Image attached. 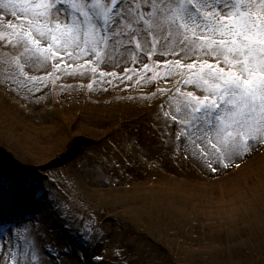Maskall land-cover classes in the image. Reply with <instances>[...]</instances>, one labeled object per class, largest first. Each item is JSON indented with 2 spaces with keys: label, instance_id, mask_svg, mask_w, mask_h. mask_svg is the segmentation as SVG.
<instances>
[{
  "label": "rangeland",
  "instance_id": "rangeland-1",
  "mask_svg": "<svg viewBox=\"0 0 264 264\" xmlns=\"http://www.w3.org/2000/svg\"><path fill=\"white\" fill-rule=\"evenodd\" d=\"M4 2L0 0V22L7 21L14 31L22 33H26L28 29L35 30L31 26L37 27L39 22L34 13L19 7L9 8ZM13 13L16 15L13 16ZM163 18L164 16H161L157 19L159 23ZM49 20H40L41 31ZM29 21H32L30 26ZM163 32L164 28L159 27L154 33L160 38L158 44L152 45L144 40L145 46H142L146 52L149 51L148 56L139 55L135 49L125 52L124 57L115 63L113 55L104 53L99 56V60L93 57L95 64L84 70L85 72H76L73 69L74 63L84 58L82 55L70 53L71 49L76 50L74 46L67 45L57 49V80L64 81L78 76L91 77L94 87L87 93L58 86L57 94L51 98L47 89L38 92L31 87H23L5 72L3 65H0V88L11 90L17 98L33 106L29 109L16 108L15 100L11 101L8 97L5 102L10 101L11 106L6 107L0 101V147L10 153L15 163L20 166H37L41 161L58 159L61 164L71 165L80 171L83 169L82 173L74 172L80 187L74 192L79 198L67 194L63 202H55L50 195V200L46 203L48 207H39L34 214L35 218L42 217L41 213L49 207L58 206L65 212L75 213L74 219L84 233L91 229L102 232L109 230V224L103 221L106 213L124 204L131 207L142 205L144 209L138 213V217L128 221L126 238L122 241V248L125 250L119 259L121 264H175L179 261L187 264H264L262 145L251 150L253 155L245 164H242L244 153L232 157L230 162L200 156L196 159L191 156L177 159L181 151L179 148L171 156H157L151 168H147L139 158L138 160L132 157L133 166L128 168V172L118 160L111 164L113 168L109 166L107 169L105 166H108V163L102 162V169V165L97 163L98 159L86 168L82 167V164L87 156L81 155L80 159H77L79 148L100 139L109 126L122 120V116H129V113L136 112V109L141 110L140 103L143 100L129 98V93L139 88H148L153 83L168 85L189 75L185 70L172 69L171 63L162 67L154 62L155 57L170 59L172 62L180 60L182 64L197 58L193 56L190 59H182L168 55L172 49L178 50V42L182 36L177 35L173 44H166ZM3 36L11 39V35L0 31V37ZM189 36L191 37V33ZM15 47L17 51L25 49L23 46ZM156 53L159 55L156 56ZM123 65H132L133 68L128 76H116L113 80H109L102 70L103 67L121 69ZM170 70L172 74L166 75ZM188 88L203 94L192 85ZM92 93L114 96L107 103L101 98L100 102L85 101L87 94ZM42 95L48 103L54 104L51 109L44 107V103L36 105L37 101L44 100ZM28 97H33L36 102L30 101ZM116 106L128 112H115L117 115L107 116L104 109ZM79 137L83 140L80 145L75 146ZM188 145L190 147L191 143ZM87 151L92 153L90 148ZM234 165H241L236 172L231 169ZM3 168L9 173L15 172L13 168L0 162V170ZM213 168L216 170L213 171ZM201 171L203 173H200ZM79 180H85V183ZM173 181L180 183L177 189H172ZM115 183L121 187L131 184L135 188L128 192L118 189L119 192L114 195V203L112 201L103 205L100 203L101 199L95 200L96 186L106 189ZM153 183L168 189L159 187L148 191L147 185L153 186ZM181 189H186L187 193L183 194ZM122 200L127 203H119ZM25 228L30 226L26 225ZM18 235L15 233L14 237ZM107 238L108 234L103 236V239L99 236L95 238L99 248L105 246Z\"/></svg>",
  "mask_w": 264,
  "mask_h": 264
},
{
  "label": "snow or ice",
  "instance_id": "snow-or-ice-1",
  "mask_svg": "<svg viewBox=\"0 0 264 264\" xmlns=\"http://www.w3.org/2000/svg\"><path fill=\"white\" fill-rule=\"evenodd\" d=\"M124 2L125 0H111V13H116L117 5ZM20 7L24 9L27 6L22 4ZM38 7L45 11L55 9V5L50 4H41ZM146 11L148 15L141 14L142 19L138 25L142 33H133V38H139L143 34L150 44L155 45L160 43V38L154 35V29L143 28L153 20L152 8L149 7ZM109 14L104 5L95 3L90 11L83 13V17L86 22H90L92 15ZM168 14H171L169 30L164 43L171 41L172 26L182 36L178 42V50L172 49L168 55L182 59L197 57L188 64H181L180 60L170 62L171 68L184 69L189 73L184 83L200 89L203 93L202 96L191 91L180 93L184 109L194 117L192 123L202 120L203 124H195L191 131L182 132L177 137L176 147L181 150L177 159L186 156L196 159L200 156L230 162L233 156L254 150L264 142V0H182L175 7L165 0L159 15ZM12 15L15 16L16 13ZM125 18V14L120 12L115 21L116 25H120ZM28 23L30 26L32 21ZM155 23L158 25L159 21L156 20ZM55 30L54 34L50 28L48 33L53 43L61 40L65 44L75 42L71 31L61 29L60 24L55 25ZM44 35L45 32L40 31V36ZM0 41L13 47L16 44L27 46L39 43L31 32L25 34L23 39L18 35L17 40L12 41L10 37L3 36ZM91 43L95 46L97 41L92 40ZM136 47L139 48V44ZM171 74L170 70L166 75ZM171 120L177 127L181 126L182 122L176 115ZM188 127L184 125V128ZM153 131L162 140L167 135L155 128ZM188 137H194L190 147ZM173 153L175 154V148ZM20 183L24 185L28 181L23 179ZM37 230L34 225L25 229V232L33 235ZM97 236L103 239L102 232L91 229L86 230L82 238L86 244L91 245ZM3 247L7 253L9 245L5 244ZM34 255L37 257V264H46L39 251ZM122 255L119 248L114 250V256L118 260ZM89 259L96 264H104L102 256L93 254L89 258L87 250L79 254V264H89ZM28 264H32L31 256Z\"/></svg>",
  "mask_w": 264,
  "mask_h": 264
},
{
  "label": "bare ground",
  "instance_id": "bare-ground-1",
  "mask_svg": "<svg viewBox=\"0 0 264 264\" xmlns=\"http://www.w3.org/2000/svg\"><path fill=\"white\" fill-rule=\"evenodd\" d=\"M0 95H1V93H0ZM0 101H2L5 105H6V107H9V106H11V102L9 101L8 103H6L5 101H7V99L6 98H3V97H0ZM17 108V107H16ZM152 111V110H151ZM19 112V111H18ZM20 112H22V111H20ZM133 116V115H132ZM126 117V116H125ZM125 117H123V118H125ZM131 117V116H130ZM136 117V116H135ZM27 118H29V117H27ZM146 123V122H145ZM130 125H133V123L131 122V124ZM247 156H251V155H247ZM234 157V156H233ZM254 158V157H253ZM87 160H93L92 159V157L91 156H89V155H87ZM263 161H264V158L262 159ZM42 162V161H41ZM85 167V166H84ZM200 173H203V171H201ZM171 185H172V189L173 188H178L179 186H180V183H177L176 181H173V182H171ZM234 186V184H232V186L231 187H233ZM96 187H98V186H96ZM230 187V188H231ZM181 188V187H180ZM99 190H106V189H104V188H99ZM145 190V189H144ZM181 192H183V194H186L187 193V191H186V189H181ZM191 192V191H190ZM227 192V191H226ZM144 209V207L141 205V206H139V207H137V211H142Z\"/></svg>",
  "mask_w": 264,
  "mask_h": 264
}]
</instances>
